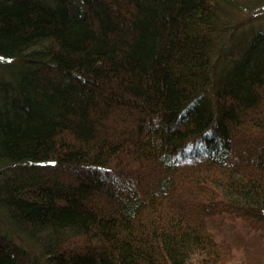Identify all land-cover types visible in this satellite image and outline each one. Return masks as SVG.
Instances as JSON below:
<instances>
[{"label":"trees","instance_id":"16d2710c","mask_svg":"<svg viewBox=\"0 0 264 264\" xmlns=\"http://www.w3.org/2000/svg\"><path fill=\"white\" fill-rule=\"evenodd\" d=\"M258 5L0 0V264H264Z\"/></svg>","mask_w":264,"mask_h":264},{"label":"rangeland","instance_id":"374dc122","mask_svg":"<svg viewBox=\"0 0 264 264\" xmlns=\"http://www.w3.org/2000/svg\"><path fill=\"white\" fill-rule=\"evenodd\" d=\"M253 11L236 10L230 11L233 15L234 22L237 24V28L241 35L247 37L256 34L259 31L264 30V5H258ZM245 37V36H244ZM67 175V174H65ZM33 252L30 254L32 256ZM24 262H26L24 260Z\"/></svg>","mask_w":264,"mask_h":264}]
</instances>
